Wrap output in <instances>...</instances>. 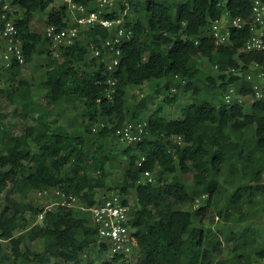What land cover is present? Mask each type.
<instances>
[{
	"label": "trees",
	"instance_id": "1",
	"mask_svg": "<svg viewBox=\"0 0 264 264\" xmlns=\"http://www.w3.org/2000/svg\"><path fill=\"white\" fill-rule=\"evenodd\" d=\"M9 1L22 11L16 25L26 63L32 64L37 56L47 59L41 83L46 102H39L33 84L21 77L23 67L0 71V80L9 85L1 92L15 108L14 116L33 121L24 134L15 136L7 122L9 115L0 112V197L11 192L3 201L0 198V264H51L52 259L81 264L86 249H97V230L83 216L88 212H80V217L74 208L58 207L47 211L41 224L30 226L28 215L37 218L44 211L29 202L30 196L53 187L78 195L86 206L94 205L101 191L126 196L135 191L131 222L138 264H255L250 249L257 245L260 233L249 226L225 237L232 244L233 258L222 257L223 240L215 230L222 213L216 200L225 171L232 177L225 182L233 189L226 221L242 211V205L256 206L257 194L264 193V98L255 99L249 114L236 103L224 102L231 86L239 96L255 97L253 84L243 73L253 65L264 73V51H243L250 35L248 25L231 29L225 45L207 36L211 23L225 12L249 21L251 0H129L134 36L123 46L112 100L107 97L103 63L93 72L77 67L88 64V48L101 45L108 36L105 29L83 32L82 39L56 59L49 42L32 30V24L37 13L50 9L47 24L66 27L67 7H54L52 0ZM74 1L85 6L95 2ZM202 59L217 67L218 79L202 77ZM155 80L176 88L165 104L174 105L183 95L189 96L190 103L182 109V118L170 120L163 107L144 116L150 103L138 102L132 121L146 118L148 127L135 148L126 147L121 153L129 166L121 182L106 191L109 171L122 167L116 146L107 142L116 139L130 113L128 90ZM79 101L84 102L85 113L69 117L68 109ZM80 118L86 123L80 124ZM62 119L67 120L66 126L59 123ZM101 123L105 126L94 131ZM70 129L77 130L73 134ZM179 136L183 146L174 141ZM142 156L146 161L139 165ZM146 170L156 173L155 184L139 183ZM187 174L193 175L191 184L182 178ZM204 194L208 200L194 209L196 198ZM181 205L188 207L178 208ZM241 214L246 223L248 212ZM23 230L30 241L43 240V252L23 249L24 236L16 237ZM2 241L11 244L10 251ZM255 253L264 260V248ZM121 259L114 256L104 264Z\"/></svg>",
	"mask_w": 264,
	"mask_h": 264
},
{
	"label": "built area",
	"instance_id": "2",
	"mask_svg": "<svg viewBox=\"0 0 264 264\" xmlns=\"http://www.w3.org/2000/svg\"><path fill=\"white\" fill-rule=\"evenodd\" d=\"M54 7H67V26L59 28L55 25H47L44 38L49 42L53 53L61 56L66 48L72 47L82 39V33L93 28L101 27L108 33L107 38L101 41V45L92 44L85 55L88 63L96 62L97 65H105L106 84L109 86L107 97L112 100L116 92V80L114 74L121 63L123 46L130 42L134 36L133 22L131 20L129 3L127 0H95L90 6L76 3L74 0H52ZM252 13L249 21L240 18H231L225 12L221 19L211 23L209 28L210 38L215 39L218 45L228 44L230 41L229 32L231 29H243L249 26L250 35L244 45L246 53L264 51V1L251 0ZM117 14V17L110 15ZM22 15L18 6L13 5L9 0H0V71L7 72L14 65L25 67L26 60L22 42L18 38V27L16 19ZM129 18V19H128ZM247 80L253 84L255 99L264 98V88L257 85V82L264 80L263 71H259L257 78L251 75ZM4 81V79H3ZM176 91V88H173ZM236 90L231 86L225 94L224 102L233 104ZM105 126L101 123L94 129ZM148 127L146 118L138 121L125 122L116 131V140L126 147L135 148L142 140L145 130ZM174 141L180 146L184 145L182 137H176ZM146 161L144 156L140 157L139 165ZM140 184H155L156 173L146 170L139 181ZM36 199L48 200L52 206L69 207L88 212L92 225L97 230V250H103V255L113 258L121 257L122 261L128 264H138L139 256L135 245L132 242L134 228L132 225L131 207L129 196L119 191L98 195L96 203L92 206L82 204L76 194L67 193L58 187L46 190H37L33 193ZM207 194L196 198L193 208L198 209L208 200ZM50 207L37 217L38 222L43 221ZM120 260V261H121Z\"/></svg>",
	"mask_w": 264,
	"mask_h": 264
},
{
	"label": "rangeland",
	"instance_id": "3",
	"mask_svg": "<svg viewBox=\"0 0 264 264\" xmlns=\"http://www.w3.org/2000/svg\"><path fill=\"white\" fill-rule=\"evenodd\" d=\"M129 3V0H127ZM50 12V9L45 12H39L36 15L35 21L32 24V30L36 33H39L44 36L45 29L47 27V18L48 14ZM128 14H130L129 17L132 18L131 11H128ZM209 35V32L207 33ZM45 47L49 46L47 43L44 45ZM58 53H53L52 50V56L56 59H61V56H57ZM47 63V59L45 56H37L32 64H26L23 68L22 72V78L29 80L33 84V93L37 97L38 101L41 103H45V95L46 92L42 89L41 83L46 77V69L44 66ZM97 64H78V69L81 70H88L89 72H93ZM201 69H202V77L205 78V76H213L215 79H218L219 72L217 67H213L207 59L201 60ZM261 71L260 66L253 65L248 71L243 73V76L247 78L248 75H251L253 79L257 78L258 72ZM257 85H259L261 88H264V80L257 82ZM9 85L6 81H3V78L0 80V112L3 114H8L9 118L8 121L10 125L13 126V134L15 136H19L25 133L26 128L33 123L32 120H23L21 118L14 116V110L15 108L9 103L4 93L1 91L6 90ZM173 89H169L166 86V81L164 80H155L148 82L144 84L143 86H131L127 93V99H128V106L130 109V113L128 114L126 122L132 121V111L135 109L138 102L142 99L148 100L150 103V111L147 112L144 116H147L148 114L152 113L154 110L158 109L159 107H163L165 111V117L167 119H178L182 118V109L190 103L189 96H182L180 101H178L174 105H167L165 104L164 100L166 97L173 96L174 94ZM254 98L252 96H239L237 93H235V97L232 101V103H236L239 106H241L245 113L249 114L252 112L253 104H254ZM85 113V106L83 101L77 102L75 107H70L68 109V115L71 118H76L77 116L82 117V114ZM59 123L63 126L67 125V120L62 119L59 121ZM80 124H85L86 120L83 118H80L79 120ZM77 129H70V131L75 134ZM108 146H116L117 151L119 152V161L122 163L121 168H115L109 171V177L107 180V187L105 188L106 191H109L108 188L115 186L116 184L120 183L123 177V174L125 170L129 166V162L126 160L125 156L121 154L123 150L126 148V146L119 141L114 139H108L107 142ZM1 151V146H0ZM179 175H181L179 173ZM192 174L182 175L183 180L187 184L192 183ZM232 177H230V174L225 171L224 177H222V189L221 194L219 198H217L216 203L218 206V209L221 211V215H219V220H217L218 224H216L215 230L219 234V236L223 240V249H224V255L222 257L224 258H233V255L231 254L232 250V244L228 241H226V236H232L231 234H237L240 232L243 226H249L250 228L256 229L260 233V238L258 239L257 245H255L253 248L250 249V253L252 255L253 261L255 264H264V260H260L256 256V249L264 248V193L263 194H257L256 201L257 205L254 207H250L249 205H242V211L234 212L233 218L231 221H226L224 219L225 210L229 204V202L232 199L233 189L229 184H227L225 181L226 179L229 180ZM264 183V175L262 177V183ZM246 186H249V182H245ZM103 195L104 191H101L99 195ZM11 196L10 190H7L0 198L3 201L5 197ZM246 196H242L241 201L245 200ZM130 202L135 205L136 204V193L132 190L130 196H129ZM29 202L32 203L36 208L38 209H44L46 207H50V209L55 210L56 207L52 206L50 201L48 200H40L36 199L34 195H31L29 198ZM188 206H179L178 208L184 209ZM76 215L78 216L81 214L80 212H84L80 209H75ZM242 212H248V217L246 219V223H242L241 217L243 214ZM80 216V215H79ZM88 219L89 222H91V217L89 213H86L83 215ZM80 216V217H83ZM30 226H33V224L36 222L37 218L34 215H28ZM37 224H41V221ZM91 224V223H90ZM24 236V243H23V249L30 248L33 251L36 252H43L44 249V242L43 240H37V241H30L26 237V230L24 231H17L16 237ZM2 244L4 248L7 251L11 250V244L8 241H2ZM81 264H104L106 261H111V258L108 256H105L103 254H100L99 251L93 250V246H91L89 249H86L82 254ZM35 264V263H32ZM51 264H65L62 259H52ZM116 264H128L127 261L121 260Z\"/></svg>",
	"mask_w": 264,
	"mask_h": 264
}]
</instances>
